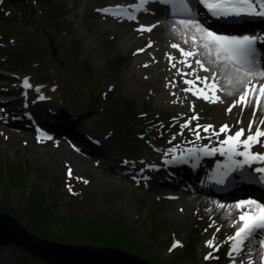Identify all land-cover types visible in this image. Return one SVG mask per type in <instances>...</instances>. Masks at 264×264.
<instances>
[{"label":"rangeland","instance_id":"rangeland-1","mask_svg":"<svg viewBox=\"0 0 264 264\" xmlns=\"http://www.w3.org/2000/svg\"><path fill=\"white\" fill-rule=\"evenodd\" d=\"M33 1L34 5L36 2ZM122 1L52 0L49 8L44 6L42 12L37 3L28 10L10 0L0 2V75L4 76L0 77V83L12 82L7 85L12 89V95L0 96V100L12 97L21 108V102L30 98L29 105L13 119V134L0 131L1 166V160H9V169L22 171V177L14 171L17 177H12L9 186L6 178L0 177V211L12 214L26 228L40 234L43 229L40 226L37 229L36 223L20 213L26 204V195L35 191L41 200L54 203L53 212L66 222H80L88 215L98 219L103 217L100 219L103 221L104 218L114 219L129 233L128 239L109 240L107 244L127 251L133 249L131 252L147 264H161L163 259L164 264H232L233 258L227 254V237L221 241L216 238L217 226L208 239L215 237L219 251L208 246L202 248L199 245L202 237L197 235L196 227L204 226L201 223L204 216L202 220L201 215L186 219V214L180 216L171 211L173 202L166 195L178 194L179 188L171 186L170 190H164L172 180L165 178L164 172L172 170L171 164L163 160H171L173 155L183 154L182 151L187 152L193 147H219L217 137L212 136L209 140V134L202 130L200 136L204 138L196 139L192 129L197 124H210L216 130L228 124L232 132L244 128L246 136L250 112L232 110L230 114L210 115L208 111L193 113L173 103L170 104L172 107H167L156 101L155 94L147 92L145 87L144 95L133 96L128 89L130 78L126 75L129 55L118 46L111 30L101 23L102 19L98 23L93 19L96 13L104 17L107 12L102 10L118 6L116 3L128 6ZM54 5L59 8L56 12ZM112 21L120 20L114 18ZM43 30L53 37L60 63L52 60ZM6 56L11 57L18 68L4 63ZM20 77L23 82L27 79L30 87L25 83L20 85ZM111 96L125 97L133 104L132 119L136 124L124 134L118 133L108 119ZM119 108L118 105L117 114L121 113ZM29 109L34 110L32 116L36 119L37 113L45 112L47 123H52L64 136L45 140L36 137L32 131L20 129L19 121L24 120L21 115L29 113ZM194 114H198L199 119L192 121L189 128L181 129L180 125ZM241 119L243 123L237 128V120ZM47 131L51 130L45 128L44 132ZM224 138L221 134L219 140ZM256 150L257 147L251 148L252 152ZM257 152L264 153V147H258ZM214 155L223 156L220 153ZM75 157L82 164L78 169ZM147 166L150 171L145 177L150 179L141 185L119 179L124 173L131 176L136 169L141 171ZM162 184L165 197L161 198L158 192L150 190H158ZM68 185H71V191ZM223 210L229 213L228 208ZM173 241H179L180 246L173 247ZM210 252L215 258L206 260L205 256ZM20 253L26 254L16 246H0V264H14ZM157 255L165 256L160 263L153 260ZM26 256L36 264H44ZM236 261L241 264L239 259Z\"/></svg>","mask_w":264,"mask_h":264},{"label":"snow or ice","instance_id":"snow-or-ice-1","mask_svg":"<svg viewBox=\"0 0 264 264\" xmlns=\"http://www.w3.org/2000/svg\"><path fill=\"white\" fill-rule=\"evenodd\" d=\"M150 2L152 0H139V3L133 5V7L146 10L145 6ZM158 2L170 4L174 13L185 17L173 24L172 29L179 34L183 43L189 45V47H182L178 43L170 45L171 48L178 49L180 55L184 58L180 62L192 69L191 73H182V75L194 77V79L184 80V84L188 85V87L184 88L183 91L209 103H224L221 96L217 93L221 90L227 91L228 95L236 96V99L226 108V112L229 114L237 106H240L241 113L249 107L252 108V118L249 120L246 136L244 128H239L232 132V128L228 124H223L218 130L210 124H197L192 129L197 140L204 138L200 136L201 130L209 134L207 137L209 140H211L212 136L217 137L219 147L209 148L208 145H204L202 147L189 148L187 149V157H196L197 153L206 156L220 153L226 156L228 158V163L224 165L226 170L219 173V179L217 180V183L224 184L225 177L229 175V172L245 169V166L251 167L255 162L264 163V153L251 151L254 145L264 146V140H261V137H264V65L261 64L257 57L256 48L257 43L264 38L249 35L230 36L210 30L196 18L189 0H158ZM198 3L211 16L216 18L240 17L243 15L264 17V0H198ZM102 11L108 12L110 9L106 8ZM128 19H135V17L129 15ZM155 27L157 25H141L137 31L141 33L151 32ZM147 47H152L151 41ZM137 51L143 52L145 49L141 48ZM200 57H203V59ZM168 58L170 63L175 60V57L170 54ZM190 59L192 62H189ZM193 64L198 66L199 70L209 73V75L200 76ZM144 66L147 67L148 65L145 64ZM172 66L175 67V64L173 63ZM218 76L223 77L231 90L222 89L218 85ZM197 81L203 87L198 86ZM24 83L26 87H30L27 79H25ZM172 86L174 87L175 85ZM209 89H211V94H208L207 90ZM173 95L175 94L173 93ZM191 110L195 112L194 105H192ZM258 113L261 114V118L257 121ZM198 119V114H194L181 124L180 128H189L192 121ZM241 123H243L242 119L237 120V124ZM254 124L256 128L253 132ZM221 134H224L225 138L223 140H219ZM48 138L51 139V137ZM169 151L173 152L174 150L169 149ZM236 157H242L243 159H235ZM196 158L198 159L199 157ZM166 162L169 164L186 162V157L185 155H173L171 160ZM254 172L262 175L254 177L245 169V171L240 172L241 181L264 182V167H256ZM68 175H72L71 169H69ZM77 179L82 178L78 177ZM83 182L88 183L87 180ZM233 182L235 181H230V183ZM68 188L71 191V185H68ZM216 207L221 209L227 207L229 209L228 215H231L232 212L238 213V217L231 222V226L235 227V232L226 238V242L229 243L227 254L233 258L232 264H237L235 257L248 248L253 238L264 234V203L257 202L255 199H241L232 205L217 204ZM216 231L218 232L220 229L217 228ZM206 245L212 248L213 251H219L220 245L215 243V237L206 241ZM176 246H179V241L173 244V247ZM259 246L264 249V238L259 240ZM214 258L212 252L205 256L206 260ZM248 264H253L251 258H249ZM260 264H264V254L260 256Z\"/></svg>","mask_w":264,"mask_h":264},{"label":"bare ground","instance_id":"bare-ground-1","mask_svg":"<svg viewBox=\"0 0 264 264\" xmlns=\"http://www.w3.org/2000/svg\"><path fill=\"white\" fill-rule=\"evenodd\" d=\"M26 2V1H25ZM121 2V1H118ZM122 2L127 3L126 9L132 10L136 14L138 19L129 20L125 18V20H120L119 22L112 21L114 20V16L110 14L108 11L104 17L96 13L93 17L94 23H104V27L111 30L110 32L115 38L118 46L123 48L127 55L130 57V63L127 66V76H129V86L130 93L133 96L141 97L146 92H153L156 96L155 100L159 103H164L167 107H172L170 104H176L181 107H186L187 111L193 112L191 110L192 105L195 106V112L199 113L202 111H208L210 115L212 114H224L226 113V108L231 102L236 99L235 95H228L227 91L221 90L217 94L221 96L224 103H209L202 99H198L196 96H193L191 93H186L183 91L184 88L188 87V85L184 84L185 79H194L191 75H182V73H191L192 69L188 68L186 64L181 63L180 61L184 59L178 49H173L170 47L172 43L181 44L182 47L188 48L189 45H185L183 40L179 36L177 32H174L172 29V25L175 24L178 20H163L159 17H155L156 13L159 10L156 8L157 4L152 2L155 6L153 10L148 9L147 12L144 10L133 7L135 4V0H123ZM190 6L193 9L194 13H201L200 8L195 4L194 0H189ZM26 9H31L34 7L32 0L27 1L23 5ZM120 9L123 6L119 7ZM27 10V11H28ZM127 16V15H126ZM101 18V19H100ZM107 22V23H106ZM151 26L157 25V27L153 28L151 32H139L137 29L141 26ZM220 33L219 31H217ZM258 37L264 38V30H258ZM151 41L152 47L148 48L147 45ZM264 47V39L259 41L256 45L257 48V57L259 58L262 65H264V59L261 57L263 55L262 52ZM144 48L145 51L138 52V49ZM169 54L175 57V60L171 63L169 62ZM203 59V57H200ZM189 62H192L190 59ZM173 63L175 67H173ZM148 66L145 67L144 65ZM197 68V73L200 76L209 75V73H205L202 70H199L198 66L194 65ZM218 85L222 89L231 90L229 85L225 82L222 76L217 77ZM133 84V85H132ZM172 85H175L174 87ZM197 85L203 87L199 81H197ZM145 87L146 90H143ZM208 94H211V89L207 90ZM173 93L175 95H173ZM149 96V94H147ZM2 108V107H0ZM233 110H239L241 112L240 106L235 107ZM248 110L250 112V119L252 118V108L249 107L245 109L244 112ZM261 118V114H257V121ZM249 119V120H250ZM173 120V118H172ZM4 124L3 121L0 120ZM1 124V123H0ZM172 125L169 126V129ZM256 125H253L254 130ZM1 132H9L12 135L13 131L10 127H4L0 125ZM261 140H264V137H261ZM254 147H264L262 145H254ZM186 155V153L179 154L178 156ZM201 154L197 153L196 157H200ZM193 157L189 162H179V174H175L174 178L180 184H189L192 188L195 189L192 193L180 191L178 195H173L174 197L169 199V201L173 202L171 206V211H176L180 216L187 215L186 219L192 218L195 219L197 216L201 215V221L204 226H197L196 232L199 237H202L201 242L199 243L200 247L205 248L206 241H208V236L212 233V230L215 226L220 229L217 232L216 238L218 241H221L223 237H228L233 235L235 232V227L231 226L232 220L238 217V213L234 212V214L228 215L224 212L223 209L216 207L218 203L213 202L208 196V187L204 183L205 176L207 174H219L224 172L226 169L224 165L228 163V158L225 156L224 159H221L216 156H211L208 158H204L203 156L200 158ZM75 160V165L77 169L82 165L81 161L78 158H73ZM235 159H243L242 157H236ZM78 160V161H77ZM86 159V162H88ZM84 163V162H83ZM89 163V162H88ZM260 162H255L253 164H259ZM187 164L188 167L184 166ZM252 164V165H253ZM85 165V164H84ZM251 165V166H252ZM207 168V171L205 169ZM245 169H250L249 166H245ZM245 169H243L245 171ZM239 170H233L229 172V174H235ZM150 168L147 166L143 168L141 171L136 169V173L134 175L135 181L141 185L142 180H145V175L149 174ZM256 176L262 175L259 173L255 174ZM119 179L127 181L131 183L134 181L132 176H129L127 173H124ZM199 188V189H198ZM156 191L159 197H165V192L163 190H150ZM242 194H245L243 190ZM256 193L264 197V192L262 190H255ZM244 198L248 196H243ZM216 198V197H215ZM227 202V201H226ZM185 220V219H183ZM214 222V223H213ZM210 225H212L210 227ZM207 229V231H205ZM229 244V243H228ZM261 247L259 243L252 241L249 244L248 248L245 249L243 253L239 256H236V260L239 259L241 264H248L249 258L252 259L253 264H260V256H261ZM235 255V254H234ZM164 255H157L154 257L156 261L164 258ZM162 261V260H161Z\"/></svg>","mask_w":264,"mask_h":264},{"label":"trees","instance_id":"trees-1","mask_svg":"<svg viewBox=\"0 0 264 264\" xmlns=\"http://www.w3.org/2000/svg\"><path fill=\"white\" fill-rule=\"evenodd\" d=\"M12 1H15V3L17 4L24 5L29 0ZM35 2L38 5L42 3V8H44V6L49 8L52 0H35ZM54 7L55 12L59 10V8L57 9V6L54 5ZM60 23L62 24V22ZM3 61L10 66H16V62H14V60L11 61V57L9 56H6ZM15 68L18 67L16 66ZM118 105L120 106L119 112L121 113L117 114L116 108ZM108 107L110 109L109 111H107L108 119L113 127L117 128V131L119 133L124 134L129 128L136 124V121H133L132 119L133 104L127 98H116L114 96H111ZM1 162L3 163V166H1L0 164V177L2 176V178H6L7 186H9L12 177H17L14 175V171L17 173V175L22 177V171L20 169L16 168L18 170H15L13 168H8L7 162H10L9 160H1ZM20 166L21 165H19V167ZM25 203L26 204L20 213H22L23 216L27 217L29 221H32L33 223H36L38 226H40L45 232L51 230V232L54 233V238L59 239L60 241L73 243L107 244L109 240L111 242L114 240L124 241L127 235H129V233L125 232V230H122L119 224L111 218H104L103 221L100 220L103 217H99L98 219V217L88 215V218H85L80 222H66L65 219H61L53 212L52 209L56 205L54 203L48 204L46 203V201L41 200L40 195L38 193H35V191L31 192L30 196L26 195ZM53 228H55V230L52 231ZM126 242H128V240H126ZM130 250L134 251L133 249ZM27 257L28 256H26V254L24 255L20 253L19 255H17V257H15L14 262L15 264H36L35 260ZM157 262L160 263L161 260H158ZM161 264H163V262Z\"/></svg>","mask_w":264,"mask_h":264},{"label":"water","instance_id":"water-1","mask_svg":"<svg viewBox=\"0 0 264 264\" xmlns=\"http://www.w3.org/2000/svg\"><path fill=\"white\" fill-rule=\"evenodd\" d=\"M43 32L48 38L47 48L52 60L60 63L53 38ZM42 232L33 233L12 214L0 211V246H16L45 264H147L144 259L123 248L64 242L54 238L51 231Z\"/></svg>","mask_w":264,"mask_h":264}]
</instances>
